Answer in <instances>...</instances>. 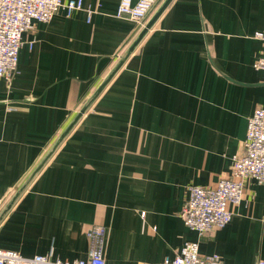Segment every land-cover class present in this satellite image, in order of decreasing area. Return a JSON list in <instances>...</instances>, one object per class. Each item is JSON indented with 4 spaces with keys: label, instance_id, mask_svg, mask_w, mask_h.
I'll list each match as a JSON object with an SVG mask.
<instances>
[{
    "label": "crops",
    "instance_id": "obj_1",
    "mask_svg": "<svg viewBox=\"0 0 264 264\" xmlns=\"http://www.w3.org/2000/svg\"><path fill=\"white\" fill-rule=\"evenodd\" d=\"M163 1L138 23L116 17L120 0H84L23 34L0 78V249L85 260L102 226L106 264L159 263L188 241L227 264L264 260V183L246 180L222 228L200 235L182 215L190 185L232 171L264 107V0H172L129 52Z\"/></svg>",
    "mask_w": 264,
    "mask_h": 264
},
{
    "label": "built area",
    "instance_id": "obj_2",
    "mask_svg": "<svg viewBox=\"0 0 264 264\" xmlns=\"http://www.w3.org/2000/svg\"><path fill=\"white\" fill-rule=\"evenodd\" d=\"M161 0H120L116 17L142 23ZM84 9V0H0V78H12L17 72L23 34L34 21L48 23L64 10L70 16ZM90 21L94 10L87 9ZM264 39V33H257ZM254 67L264 72V53ZM233 168L216 186L190 185L189 197L182 215L185 224L200 235L226 226L233 217L230 205L241 203L248 178L264 183V107H258L249 119L243 151L232 157ZM145 215V213H142ZM105 228L95 226L89 232L94 240L90 256L85 260H63L52 254L25 257L15 250L0 249V264H106L102 242ZM149 264H227L218 254L202 255L197 241H188L174 257ZM259 264H264L260 260Z\"/></svg>",
    "mask_w": 264,
    "mask_h": 264
},
{
    "label": "water",
    "instance_id": "obj_3",
    "mask_svg": "<svg viewBox=\"0 0 264 264\" xmlns=\"http://www.w3.org/2000/svg\"><path fill=\"white\" fill-rule=\"evenodd\" d=\"M172 0H164L162 5L159 7V9L155 12V14L151 17V19L145 24L144 28L142 29L141 33L139 34L138 38L134 41L133 45L130 47L129 52H132L134 50V48L138 45V43L143 39V37L147 34V32L149 31V29L152 28L153 24L155 23V21L161 16V14L164 12V10L167 8V6L171 3ZM126 58V57H125ZM125 58L121 59L119 61V63L116 65L115 69L113 70V72L110 74V76L108 77V79L106 81H104L100 87L97 90V93L101 92L103 90V88L105 87V85L107 84V82L111 79V77L118 71V69L121 67V65L124 63ZM96 93V94H97ZM89 104L85 105L76 115V117L74 118V120L70 123V125L67 127V129L64 131V133L60 136V138L58 139L57 143L54 146V149L57 148V146L61 143V141L67 136V134L71 131V129L75 126V124L79 121V119L82 117V115L85 113V111L87 110ZM46 161V160H45ZM42 165H40V167H38L37 170H39L41 168ZM37 172V171H36Z\"/></svg>",
    "mask_w": 264,
    "mask_h": 264
}]
</instances>
